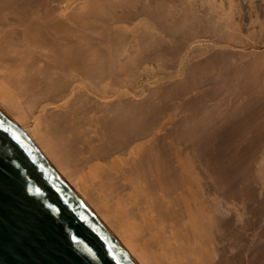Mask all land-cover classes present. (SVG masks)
Instances as JSON below:
<instances>
[{
	"label": "bare ground",
	"instance_id": "bare-ground-1",
	"mask_svg": "<svg viewBox=\"0 0 264 264\" xmlns=\"http://www.w3.org/2000/svg\"><path fill=\"white\" fill-rule=\"evenodd\" d=\"M259 6L0 0V109L135 264H264Z\"/></svg>",
	"mask_w": 264,
	"mask_h": 264
},
{
	"label": "water",
	"instance_id": "water-1",
	"mask_svg": "<svg viewBox=\"0 0 264 264\" xmlns=\"http://www.w3.org/2000/svg\"><path fill=\"white\" fill-rule=\"evenodd\" d=\"M0 264H135L1 109Z\"/></svg>",
	"mask_w": 264,
	"mask_h": 264
},
{
	"label": "rangeland",
	"instance_id": "rangeland-1",
	"mask_svg": "<svg viewBox=\"0 0 264 264\" xmlns=\"http://www.w3.org/2000/svg\"><path fill=\"white\" fill-rule=\"evenodd\" d=\"M242 2H244V9H245V21H246V23H248V24H251V22L252 21H250V20H252L251 19V10H250V8L251 7H249L250 6V0H248V1H246V0H242ZM256 2L258 3V5H260L259 7V9H260V14H261V19L260 20H262V21H260V22H258V23H256L257 25L255 26L257 29H256V31L258 30L259 31V33L261 32V30L263 31V28H264V0H256ZM226 7H229L228 5L226 6ZM257 31V32H258Z\"/></svg>",
	"mask_w": 264,
	"mask_h": 264
}]
</instances>
